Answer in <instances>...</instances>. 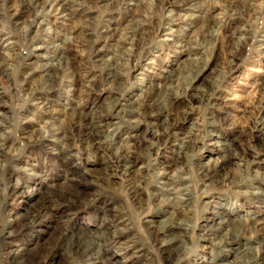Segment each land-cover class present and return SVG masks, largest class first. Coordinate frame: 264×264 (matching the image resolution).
I'll use <instances>...</instances> for the list:
<instances>
[{
	"label": "rangeland",
	"instance_id": "rangeland-1",
	"mask_svg": "<svg viewBox=\"0 0 264 264\" xmlns=\"http://www.w3.org/2000/svg\"><path fill=\"white\" fill-rule=\"evenodd\" d=\"M72 1L71 7L62 13L38 15L35 19L40 18L42 25L36 28L37 34H30L26 28L33 22L34 16L22 10L23 4H26L24 0H0V164L3 166L0 167L4 170L10 166L12 172L11 177H0V188H10L15 183H21L22 186L18 196L9 201L4 210L0 205V230L7 222L11 227L24 224L5 242L6 245L1 248L0 244V264H74L66 246L72 229L82 227L93 231L102 229L104 225L108 238L120 235L122 242H126L121 244V248L110 245L105 249L104 257L94 264H105L104 258L109 260V264H117L124 259L126 264H168L156 256L155 245L147 238L144 228L146 221H154L157 225L168 216L169 209L166 204L163 206L167 194L162 192L160 200L151 203L147 200L149 191L143 185L132 183L138 186V201L133 200L122 176L123 168L112 167L104 171L103 165H112L113 160L101 149L87 160L79 151L81 144L73 141L72 134L66 129L69 120L66 112L70 107L86 104L87 111H103L105 97L109 92L97 77L102 71V64L90 58L91 53L84 43L87 37L97 41V33L103 30L107 31V36L113 37V41H117L118 46L122 45L121 49L123 46L131 48L126 33L135 30L133 20H141L142 28L147 33L142 38L137 35L134 38L136 44L130 56L129 69L126 72L123 70L121 78H118V81L121 79L126 84L125 89L122 93L120 89L110 92L113 96L119 94L121 100L126 94V99L135 100L136 96L131 93L137 85L143 88L148 83L163 82L166 76L163 70H166L172 74L166 84L171 86L173 83L169 93L177 92L181 95L175 109L167 116L168 122L171 123V120L175 125L174 136L161 139L154 136L156 131L165 127L164 117L157 113L139 121L138 130L132 135H127L121 124L107 128L122 142L134 141L135 148L128 152H131V163L133 161L134 165L133 174L152 176L161 173L163 169H168L170 174L185 171L189 172L185 174H190V170H194L197 164H204L220 154L217 155L219 146H207L206 141L198 144L201 147L199 152L195 148L188 149L190 147L186 145V150L177 154L175 148L189 128L199 125L203 131L206 130V122L198 110L194 109L190 96L195 91L216 88L218 99L213 109L219 120L215 131L223 136L216 145L230 146L226 158L221 162L220 173H231L228 175L233 181L224 186L206 183V189H210L213 197L221 198L225 203L224 209L233 212L232 217L248 214L264 219V207L258 206L248 196L255 184L263 187L261 191L264 194V180H255L248 171L240 178L238 171L241 168L237 165L247 164L249 169L255 164L253 171L264 174V136L257 131L264 122V52L258 48L264 38V0H203L204 7L211 11L207 31L217 36L201 45L195 43L204 31L203 20L199 15H194L193 10L168 6L167 3L173 0H135L127 6H124L128 2L125 0ZM168 9L175 14L171 19L166 18ZM185 16L190 18L184 21ZM165 28L172 31L170 42L163 41ZM31 37L35 38L34 42L26 45ZM69 41L73 47L63 50V61L67 66L73 65L78 69L76 74L83 78V87L76 86L72 90L69 86H61L48 91L41 86L39 73L33 77L26 76L25 72L30 68L55 64L58 60L56 52L64 49L62 46L67 47ZM183 41H187L189 48L198 46V50H191V55L179 53V45ZM37 46L42 48L33 50ZM101 47V59L107 61L112 56V49L104 45L103 41ZM121 49L118 52L125 54ZM23 60L32 66L23 67ZM196 61L201 71L192 79L195 70L199 69L193 64ZM190 66L194 71L184 73ZM143 67L148 68V72ZM121 100L120 105H125ZM61 130L67 131L65 135L71 145L68 150H64L58 140L49 138L50 132L59 133ZM148 152L150 158H147ZM89 169L99 171L83 177L81 173ZM189 177L188 183L181 186L191 187L187 193L192 201L183 214L190 226L202 224L207 217H213L215 221L222 220L216 216L218 208L211 205L205 208L201 202L197 203L205 183L193 182L192 175ZM77 192H81L80 196L76 195ZM4 198L5 193L0 192V202ZM40 207L42 218L37 223L26 222L35 208ZM198 233V228L185 233V243L175 251L179 256L174 255L175 260L171 264H209L210 258L223 257L227 264L242 261L243 245L217 249L197 237ZM263 234L264 231H257L242 238L240 243L247 244L255 252L264 243ZM183 247L187 250H183ZM230 253L233 255L230 256Z\"/></svg>",
	"mask_w": 264,
	"mask_h": 264
},
{
	"label": "bare ground",
	"instance_id": "bare-ground-1",
	"mask_svg": "<svg viewBox=\"0 0 264 264\" xmlns=\"http://www.w3.org/2000/svg\"><path fill=\"white\" fill-rule=\"evenodd\" d=\"M112 1L117 2L118 0H112ZM125 1H128V2H125L124 4V6H127L129 3L135 0H125ZM24 2L26 4H23L22 10L28 12L29 15L31 14L32 16H34L33 17L34 20L32 19L33 22L28 24L26 28V30H29L30 34H37L36 28L39 27V25L40 26L42 25V21L39 18L40 16L38 17L39 19H35L38 15L43 14V13L44 14L62 13L66 8H70L71 3H73L72 0H24ZM203 2H204L203 0H173L171 3H167V5L169 4L168 6L184 7L187 10H193L195 12L194 15L196 14L199 15V17L203 20L204 31L201 33V37L199 40H197L195 45L196 44L201 45L204 42L211 41L217 36L216 33H212L213 34L212 35L207 31V28H209V22H210L209 15L211 11H210V8L208 9L204 7V5L202 4ZM174 15L175 14L173 13V10L168 9L166 18L171 19L173 18ZM11 18H13V16H11ZM189 18H190L189 16H185L183 20L187 21ZM32 25H34V27L31 28ZM132 25L135 26V30L133 29V31H128L127 33L125 32L126 38L128 39V42L132 46L131 48L126 49V48H123L124 47L123 46L121 49L120 46L122 45L118 46L117 41L115 40L113 41V37L107 36V33H106L107 31H103V30L97 33L98 35L97 41H94L91 38L87 37L88 39L84 42L86 45V49H89L91 53L90 58H93V60L97 63L101 62L102 71L100 74H97L98 75L97 77H99L100 80H102L101 84L107 89H109V92L115 89L116 90L120 89V93H122V91L125 89L126 84L120 81L121 79L118 81V78H121L120 76L122 75L121 73L123 70L124 72H126V69H129L128 67L130 66V61H131L130 56H132L133 50H134L133 46L134 44H136L133 41L134 38H136V35L142 38L144 34L147 33L142 28L141 20H133ZM163 31H164L162 34L163 41L170 42L169 37H172L171 36L172 31L167 28L163 29ZM36 36L37 35H35V37ZM34 40L35 38L31 37L30 39H28L27 41L28 43H26V45L27 44L29 45L30 43L32 44ZM102 41L104 45L107 44L109 48L112 49L111 51L112 56L109 57L107 61H103L99 53V51L103 47V46L101 47ZM183 42L184 43L182 45H179L180 46L179 53L191 55V50H193L194 52L198 50V46L189 48L187 41H183ZM71 46H72V43L69 41V44L67 47L62 46V48L64 49H61V51L59 50L56 52V57L58 60L56 61L55 64H45V65L36 66V67L34 66L35 69L34 68H30L28 70L26 69L27 70L25 72L26 76L33 77L35 73H39L41 76V86L46 87L48 91L51 88H54V87L56 88V87H61V86H69L72 90L73 88H76V86L81 88L80 86H82L83 78L77 75L78 69L75 68L72 64H71L72 66H69V65L67 66V63L63 61L65 57L64 55L65 53L63 50L70 49ZM40 48L42 47L37 46V47H34L33 50H37ZM258 48L262 52H264V38L262 39V41H260ZM119 49L124 51L125 54H122V52L121 53L118 52ZM22 63H24L22 64L23 67L28 68L29 66H32L31 64L26 63V61L24 60L22 61ZM193 64L197 65L199 63L196 61ZM197 68H195L197 70H195V74L192 77V79L195 78L196 74L200 73L201 71V66H198ZM142 69H144V67ZM144 70L148 72V68L147 69L145 68ZM185 71L184 73L189 74L194 70L193 68L191 69V66H190L186 68ZM163 72L166 73V76L163 78L164 80L163 82L148 83V85H145L143 88L137 85L135 87L136 88L135 91L131 93L132 95L134 94V96H136L135 100L126 99V97L128 96L127 94L126 96H124L125 98L121 100L120 95L115 94L116 96H113L112 95L113 91H112V93L108 92L109 94L106 92L107 93L105 97L106 103L103 104L104 106L103 111H100V110H95L92 112L87 111L85 109L86 104L84 106L75 105L73 107H70L68 111L66 112V115L69 116L66 129H68V131L72 134L73 139H74L73 141H75L77 144H81V149L79 151L81 155L83 154V156L87 158V160L90 159L91 156H94V154L98 153V151L101 149L103 152H106L109 156H111L113 160L112 165L108 166L109 163H107L106 165H103V168L105 169L104 171H108V169L110 170V168L112 167L113 168H123L122 176L124 177V179L126 180L128 184L127 185L128 191H130V194L132 195L133 200L137 199L138 201V191L137 190H138V186L140 185H143V188L149 191L147 200L151 203L157 202L158 200H160V196L162 192L167 194V198L164 199L165 203H163V206H165L166 204V207L169 209L168 216L164 220H161L159 223H157V225H155L154 221L148 220L145 222V227H144L148 235L147 238L149 237L152 244L155 245L154 248L157 253L156 256H158L165 263L171 264L175 260L174 255L177 256V253H175V251L178 248H180V245H182V243H185L184 242V239L186 238L185 233H189L191 232V230L198 228L199 233L197 237L203 238V241L207 243L208 245H210V247H214L217 249H226L227 247L232 248L234 246L243 245L242 253L244 252V256H242L243 257L242 261L237 264H264V243L263 245L260 244L261 246L260 247L258 246L259 249H256L255 252H252L253 249L249 248L247 244L244 245L240 243L241 239L246 238L247 235L250 236L251 234H254L255 232L257 233V231H264V219L258 218L259 216L258 217L250 216L248 214H242V216L238 215V216L232 217L233 212H231L230 209H224L225 203L223 204V201L221 200V198L213 197V195L210 192V189L208 188L206 189L207 187L206 183H213L215 185L218 184L220 186H224V185L230 184L233 181V178L230 175H228L231 173H228V174L220 173V170H222L221 162H223L224 159L226 158L227 155L225 154L226 152H228L230 146L227 144H217L216 145V143H219L218 139L223 137L222 135H219L215 131V125L217 124V121L219 120L218 117L215 115L214 109H213L216 103V100L218 99V91L216 90V88L215 90L212 88L213 90L210 89L209 91L199 90V91H195V93H193L192 95L190 94L191 95L190 101H192V103L194 104V109L198 110L199 114L202 115L201 116L202 120L206 122V124L204 123L206 130L203 131V128H201L202 126L199 127V125H197L195 128H189L188 132L184 134L185 136L183 138H180L178 144L175 145L177 154L178 153L180 154L183 151H185L186 145L190 147L188 149L195 148L199 152L201 147L198 144L204 141L207 142V146L208 145L209 146L210 145L219 146L217 147V152H218L217 155L220 153L216 158L208 159L207 162L204 164H197L194 167V170L193 169L190 170L191 171L190 174H185L188 171L187 172L185 171L181 174L180 173L170 174L168 172V169H163L161 173H156L155 175H152V176L151 175L146 176L143 173L134 175L133 170H132L134 165H133V161L131 163V157H130L131 152L128 153L129 151H133L131 149L134 147V141L122 142L121 140L117 139V136H115V134L112 133V131L107 130V128L112 125L114 127L115 124H118V125L121 124L123 125L126 131V134L132 135L135 132H137L138 130L137 125L139 121H144L146 120L147 117H153V115L157 113L158 115L164 117L165 127L163 126L161 130L156 131L154 136H156V138L158 139H161V137L174 136L176 134L175 125L172 123L171 120H170L171 123L168 122L169 118H167V116L175 109L176 105L178 104L177 100L180 98L181 95H179L177 92H173L172 94L169 93L168 91L169 87H172L173 83L171 84V86H168L166 84L168 83V80H169L168 78H170L172 74L170 71H166V70H163ZM138 74H140V72H138ZM56 78H58V80H56ZM176 86H178L177 83H176ZM187 88L188 87H185V89ZM176 90H177V87H176ZM182 91H184L183 88H182ZM131 94H129V96ZM120 100L124 101L125 105H120L119 103ZM46 109H48V107H46ZM172 118L173 117L171 116V119ZM114 120H116L117 122L115 123ZM130 125L131 127H128ZM259 127H261V129L258 128L259 130L257 131H259V133H261L264 136V122L261 125H259ZM65 132L67 131L61 130L59 133L50 132L49 138L58 140L59 143L64 148V150H68V148L71 147V145L69 144L70 140L67 139ZM147 155H148L147 158L151 157V154L149 152L147 153ZM262 156L264 157V154H262ZM242 157L243 155L241 156V158ZM101 164H105V162H102ZM0 165L1 167H3L2 164ZM189 165L191 166V164ZM237 165L239 168H241L238 171L239 172L238 176H240V178H242L245 172L248 171L249 175L251 173L253 174V177L255 178V180H258V179L264 180L263 173L260 174L259 172L253 171L255 164H252V166H250L249 169L246 166L247 164L246 165L237 164ZM1 167H0L1 169L0 177L4 178L5 176L7 177L12 176L10 166H7V168H5L4 170H2ZM97 170L98 169H93V170L89 169L86 173H81V175L83 177H88V174L92 172L98 173L99 170L98 171ZM179 172H182V170ZM189 175H192L191 178L193 182L200 181V183L201 182L205 183L204 188L199 193L197 203L200 204L201 202V204L205 208L210 205L214 206V208H218L219 211L218 213H216L217 214L216 216H220L222 220L215 221L213 217L212 218L207 217L206 219L202 221L203 222L202 224L198 225L195 223L194 226H190V223H188V221L185 218V215L183 216V214L185 213L186 208L191 204V201H192L190 194L187 193V190H190L191 187L181 186V185L186 184V182L188 183L187 180H188ZM105 176L106 174L104 175V177ZM132 183L133 184L137 183V185L138 184L140 185L133 186ZM255 185L256 186H254L251 191L249 190L248 196L258 206L264 207V200H263L264 194L261 191L263 187H260L259 184H255ZM21 187H22L21 183H15V185L11 186L10 188H8V186L5 189L0 188V192L5 193L4 201L0 202L1 208H3V210H4L5 205L9 201H13L18 196V194L20 193L19 191ZM80 193L81 192L79 193L77 192L76 195L80 196ZM206 197H209V198L207 199ZM68 201L69 200H67V202ZM51 208L54 209L53 207ZM139 209L143 210L142 206H139ZM42 215H43V211L41 212V207L35 208V210L33 211V214L28 217L26 222H30L31 224L37 223L39 219L42 218ZM58 216L62 217V215H58ZM213 216L216 217L215 215ZM103 219H102V222H103ZM22 226H24L23 223L15 227H11L8 222L4 223L3 228L0 230V244L2 245L1 248L7 244L5 242L9 238H12L14 232L18 230L19 228H21ZM104 227L105 225L103 226L102 229L98 228L97 230H93V231L87 230L82 227L77 228V229H72L71 235L66 240V246L68 249V253L70 254L71 260L74 262V264H94L95 262H98V260H101L104 257L103 255L105 253V249L108 248L110 245H116V247L121 248L120 247L122 246L121 244L123 242H126V241L122 242V238L120 235L117 237L115 236L116 238L114 236L112 238H108L107 234L105 233ZM3 249H6V247ZM182 249L185 251L187 250L186 247H183ZM0 251L2 252V249H0ZM230 254H231L230 256L233 255V253H230ZM223 258L225 259V257ZM223 258L222 259L210 258L211 260L209 264H227L224 262ZM3 260L4 259H2V261ZM104 260L103 261L105 262V264L106 263L109 264L108 259L104 258ZM117 264H126V261L124 259L123 261H119Z\"/></svg>",
	"mask_w": 264,
	"mask_h": 264
}]
</instances>
